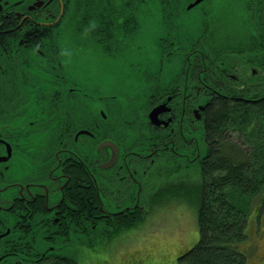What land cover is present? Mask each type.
<instances>
[{"label": "flooded vegetation", "instance_id": "obj_1", "mask_svg": "<svg viewBox=\"0 0 264 264\" xmlns=\"http://www.w3.org/2000/svg\"><path fill=\"white\" fill-rule=\"evenodd\" d=\"M109 1L0 0V240L22 251L47 245L28 258L0 254V264L64 259L68 248L91 245L100 226L108 238L151 211L168 194V174L206 156V106L227 96L229 78L241 79L240 57L225 60L220 46L242 48L264 32V0H136L141 38L116 54ZM195 7L197 18L181 22ZM232 15L245 17L242 32ZM69 16L97 68L88 81L62 59ZM175 56L181 67L165 81Z\"/></svg>", "mask_w": 264, "mask_h": 264}, {"label": "trees", "instance_id": "obj_2", "mask_svg": "<svg viewBox=\"0 0 264 264\" xmlns=\"http://www.w3.org/2000/svg\"><path fill=\"white\" fill-rule=\"evenodd\" d=\"M135 1L111 0L103 4L111 19L106 24L112 30L109 43L113 53L130 49L141 38L143 20L135 12ZM99 35V31L95 33V37ZM114 45H120V50L114 51ZM228 48L230 46L224 45L219 50L227 61L247 53L251 54V59L254 54L264 52V32L251 35L242 48ZM256 63L260 68L253 77L243 79L245 81L229 78L224 87H228L227 96L219 95L206 106L209 149L200 161L201 178L197 186L201 236L192 248L178 257L177 264H247V256L239 250V243L246 237L250 201L264 189V70H260L264 62ZM185 189L184 179L168 182L166 187L168 195L174 197L184 194ZM31 246L30 251H22L17 243L12 245L2 239L0 254L18 250L27 257L47 245L32 243ZM35 256L38 258L11 262L75 264V260L66 255L61 260L50 256L43 260L42 253L41 258L39 254ZM6 261L1 264H7Z\"/></svg>", "mask_w": 264, "mask_h": 264}, {"label": "rangeland", "instance_id": "obj_3", "mask_svg": "<svg viewBox=\"0 0 264 264\" xmlns=\"http://www.w3.org/2000/svg\"><path fill=\"white\" fill-rule=\"evenodd\" d=\"M197 10L200 9L195 7L185 10V14L180 16L181 22H189L197 18L195 16ZM220 10L224 11L223 8ZM232 16L231 25L242 32L246 22L245 17ZM78 23L76 17L69 16L63 24L60 37L62 59L71 74L82 81H88L91 68L95 70L97 68L92 63V58L89 57L90 48L85 46L88 42L77 32ZM74 27H76L75 32ZM152 33L153 31L150 32ZM144 50L148 56L156 54V49L152 44H146ZM250 57L251 54L247 53L239 59L241 67L236 74L242 81L253 77L258 72L257 68H260L257 63H249ZM169 62L171 64L164 72L165 81L172 72L181 67L179 57L175 56ZM254 67L256 72L253 75ZM260 70L263 72L264 68ZM262 81H264V76ZM200 169L201 162L193 161L190 166L169 173L166 180L168 182L181 179L186 181L184 194L163 197L151 211H143L141 218L139 215L136 216L137 220L128 221L130 223L119 228L114 234H110L108 238L102 235L103 227L100 226L91 245H79L76 250L78 253L71 247L68 248L67 253L75 257L77 264H177L178 257L192 248L201 236L197 193L201 178ZM162 171L164 172V169ZM154 177L153 173H148L146 178L151 181ZM249 206L246 237L239 243V250L247 256V264H264V189L251 199ZM109 230L112 228L110 227ZM84 247L88 249L87 252ZM94 248L97 249L92 252L91 249Z\"/></svg>", "mask_w": 264, "mask_h": 264}, {"label": "water", "instance_id": "obj_4", "mask_svg": "<svg viewBox=\"0 0 264 264\" xmlns=\"http://www.w3.org/2000/svg\"><path fill=\"white\" fill-rule=\"evenodd\" d=\"M200 1H201V0H196V1H195L194 3H192L190 6H192V5H194V4H197V3L200 2ZM154 112L156 113L157 111H155V110L152 111L150 115H152V113H154Z\"/></svg>", "mask_w": 264, "mask_h": 264}]
</instances>
